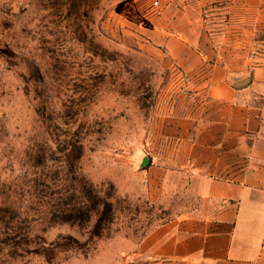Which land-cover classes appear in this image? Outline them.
Segmentation results:
<instances>
[{"label": "rangeland", "instance_id": "1", "mask_svg": "<svg viewBox=\"0 0 264 264\" xmlns=\"http://www.w3.org/2000/svg\"><path fill=\"white\" fill-rule=\"evenodd\" d=\"M214 66H264V0H0V264H202L162 250Z\"/></svg>", "mask_w": 264, "mask_h": 264}, {"label": "crops", "instance_id": "2", "mask_svg": "<svg viewBox=\"0 0 264 264\" xmlns=\"http://www.w3.org/2000/svg\"><path fill=\"white\" fill-rule=\"evenodd\" d=\"M246 74L249 82L236 88L214 66L208 80L210 108L194 127V146L220 156L194 160L191 189L200 205L185 218L184 233L162 250L168 257L264 264V66Z\"/></svg>", "mask_w": 264, "mask_h": 264}, {"label": "water", "instance_id": "3", "mask_svg": "<svg viewBox=\"0 0 264 264\" xmlns=\"http://www.w3.org/2000/svg\"><path fill=\"white\" fill-rule=\"evenodd\" d=\"M248 82H249L248 74L238 76L230 80V83L236 88L245 86Z\"/></svg>", "mask_w": 264, "mask_h": 264}, {"label": "trees", "instance_id": "4", "mask_svg": "<svg viewBox=\"0 0 264 264\" xmlns=\"http://www.w3.org/2000/svg\"><path fill=\"white\" fill-rule=\"evenodd\" d=\"M106 206H108V205H106Z\"/></svg>", "mask_w": 264, "mask_h": 264}]
</instances>
